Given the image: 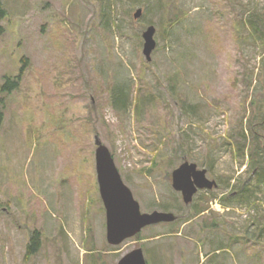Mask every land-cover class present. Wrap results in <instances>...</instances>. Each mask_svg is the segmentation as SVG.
I'll return each instance as SVG.
<instances>
[{
  "label": "rangeland",
  "instance_id": "374dc122",
  "mask_svg": "<svg viewBox=\"0 0 264 264\" xmlns=\"http://www.w3.org/2000/svg\"><path fill=\"white\" fill-rule=\"evenodd\" d=\"M1 1L0 98L6 76L28 63L5 95L0 264H118L137 247L148 264H264V189L253 171H264V40L247 20L264 25V0ZM118 85L125 111L112 105ZM96 135L141 210L178 219L108 242ZM184 159L217 182L191 203L172 180ZM35 229L42 247L27 257Z\"/></svg>",
  "mask_w": 264,
  "mask_h": 264
},
{
  "label": "water",
  "instance_id": "95a60500",
  "mask_svg": "<svg viewBox=\"0 0 264 264\" xmlns=\"http://www.w3.org/2000/svg\"><path fill=\"white\" fill-rule=\"evenodd\" d=\"M137 8L135 18L143 13ZM157 28L151 24L143 32L144 54L151 60V53L156 48L155 33ZM96 172L99 190L106 210L107 239L111 245H119L126 239L138 235L148 225L170 222L177 219L174 212L154 210L143 212L140 202L132 189L124 181L109 147L99 135L95 136ZM173 186L181 191L186 203H191L194 195L201 189L217 186L214 179L208 177L206 168H199L196 162L183 161L172 172ZM118 264H148L142 247L134 248L124 254Z\"/></svg>",
  "mask_w": 264,
  "mask_h": 264
},
{
  "label": "trees",
  "instance_id": "16d2710c",
  "mask_svg": "<svg viewBox=\"0 0 264 264\" xmlns=\"http://www.w3.org/2000/svg\"><path fill=\"white\" fill-rule=\"evenodd\" d=\"M102 3L104 4V5H102L103 15L107 12V10H109L110 14H112L113 9H112L111 5L110 4L105 5V3L103 1H102ZM139 4H141V7H142V5H144V6L147 5L144 1H140ZM7 13H8L7 9L5 8L3 2L0 0V33L1 34L3 32H5V27L2 24V21L5 19ZM257 18H258L257 21L252 16L247 19L249 24H250V27L253 29V31L251 32V33H253V35L251 34V36H254L256 33L262 34V40H264V25L262 24L261 17H257ZM172 19L174 20V22H177L180 19V15L176 14L174 17H172ZM172 19H170V20H172ZM113 20H114V18H112V21ZM110 21H111V19H110ZM110 21L107 24L108 26L110 25ZM260 26H262L263 28L261 29ZM258 34H257V36H260ZM251 36H249V38H251ZM263 44H264V41H263ZM22 60L24 62L25 68L24 67L22 68L21 73L18 76H15V77L14 76H6L5 81L2 85L1 93L3 95L0 98V132H1V129L4 125V120H5V95L11 94L13 91L17 90L20 87L23 72L26 69V64L28 63L27 57H23ZM121 86L122 85H118L116 88L115 87L113 88L112 105L121 111H125L128 107V98L129 97H128L127 90H125V88H126L125 86H122L123 87L122 89L118 88ZM245 139H246V134H245ZM185 160H187V159H184L183 161H185ZM253 171H255V174L257 175V183L259 184V186L262 189H264V171L259 170V168H257V169L255 168ZM241 191L243 192L242 189L239 192H241ZM223 200L224 199L221 200V203H223V205L226 208L229 207L223 202ZM194 207L197 208V204H195V206H193L192 208H194ZM178 218H179V216H177V219ZM136 236L139 237L140 233ZM42 243H43L42 232L39 229L33 230L31 233L29 242L27 244L26 256L32 257V256L38 254V252L41 250Z\"/></svg>",
  "mask_w": 264,
  "mask_h": 264
}]
</instances>
